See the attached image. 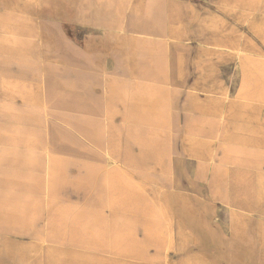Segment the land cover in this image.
Instances as JSON below:
<instances>
[{
    "label": "rangeland",
    "instance_id": "374dc122",
    "mask_svg": "<svg viewBox=\"0 0 264 264\" xmlns=\"http://www.w3.org/2000/svg\"><path fill=\"white\" fill-rule=\"evenodd\" d=\"M181 1L183 6L169 7L168 43L163 40L164 46L158 44L160 50L154 53L158 65L169 68L165 131L158 132L161 125L133 114L125 124L123 115L133 107L134 94L158 85L162 80L152 77L166 73H154L158 72L156 65L146 54L136 52L132 34L97 32L80 24L84 0H0V18L17 25L19 37L35 51L33 55L4 56L3 71L23 84L14 94L0 90V100L15 108L18 117L13 120L17 123L45 130L46 137L55 142L56 152L68 155V171H79L84 165L82 171H108L97 146L104 132V147L113 163L129 171L143 168L168 171L169 175L178 171L176 189L166 192L170 204L167 208L162 205V220L121 221L118 214L104 213L91 224L92 234L97 232L101 240L111 242L113 236L123 233L117 245L130 247L135 255L119 264H264V171L237 166L224 177L226 185L214 184L208 166L213 162L214 146L186 132V120L193 114L206 120L201 123L220 130L236 149L264 151V95L244 96L246 82H250L241 65L242 61L248 66L264 62V0ZM139 2L133 5L138 13L144 9ZM152 4L158 8L159 2L148 0L146 15ZM155 8L153 13L158 15ZM130 11L132 8H126V20L133 16L134 11L126 15ZM90 17L98 23L92 9ZM117 53L127 65L120 63L117 70L124 74L114 79L112 70L104 67ZM42 60L52 84L65 87V103L55 111L67 123L55 118L44 121L36 114L46 106L45 86L35 79L41 75ZM102 75L109 77V93L100 83ZM2 80L6 78L0 76V84ZM261 84L264 86V79ZM105 101L114 111L106 109ZM135 101L137 110L151 113L145 98L137 95ZM3 105L0 103V122L6 117ZM13 137L22 139L19 133ZM6 145L2 143V148ZM9 147L12 149H0V264L117 263L78 252L55 255L56 247L49 252L54 254L45 256L43 237H18L16 232H25L15 222L30 217V206L19 205L11 171L41 170L31 151L41 157L44 154L40 145L37 150H26L25 145ZM155 147H159L158 153ZM164 195L163 189L152 191L150 198L163 200Z\"/></svg>",
    "mask_w": 264,
    "mask_h": 264
},
{
    "label": "bare ground",
    "instance_id": "6f19581e",
    "mask_svg": "<svg viewBox=\"0 0 264 264\" xmlns=\"http://www.w3.org/2000/svg\"><path fill=\"white\" fill-rule=\"evenodd\" d=\"M105 1L108 0H98L97 3L96 1H94L90 10L92 9L95 14L97 10L99 11L102 7L105 6ZM116 3L118 14L112 17V21H109L110 24H112L109 27H111L113 31H120L124 33V35L132 34V37L136 44V52L146 54L149 59L148 61H150L151 64L156 65L155 67H157V71H159L160 73H166L164 75L165 79H161L162 82H159L158 85L154 84L153 86H149L150 88L147 87L143 92H138L134 94V97H131V103L133 107H131V110H129V108L125 110L123 115V122L127 124L132 117L131 115L133 114V117L137 116V119L139 120H152L154 121L155 125H161V129H158V132L165 131L163 128L167 127L168 123L166 122L169 117V114L166 115V113H169L167 109L170 108L168 100L165 97L166 92L168 93L169 90V68L164 63L158 66V62L155 59L154 53L160 50L157 49L158 44H161L160 46L162 47L164 46V42H162L163 40L166 41V45L168 43L167 27L169 14L167 6L159 2L158 8H155L153 3L152 5H150L151 8H149L148 11L149 15L145 14L147 10H145L144 14L134 12L133 16H130L129 19L126 20L124 15L126 8H132L131 0H117ZM159 7L161 8L160 10ZM152 8L156 9L158 15H152L154 11ZM96 27L101 28L100 25H97ZM16 29L17 25H15L12 21L0 18V76H2V78L4 79L6 78L5 81L2 80L0 84V90L5 91V95L9 92L12 94L19 92V89L21 88L23 83L19 81L17 77L9 76L6 74V72L3 71V66L5 65L4 56H8V54L11 53H16L19 55L35 54L34 48L31 47V45L28 46L22 41L21 37H19L17 33L18 30ZM164 32L166 33V35L163 34ZM163 50H166V48ZM241 65L242 68L249 74L247 81L250 82V84L246 82L244 96L249 97L255 94L258 95L257 93H263L264 95V86L261 84V80L264 79V62L253 66H248L244 61H242ZM112 67L113 64L109 60L107 62V65L105 66V69H112ZM47 69L48 68L47 65H45V61L42 60L41 75H38L39 78H37V76L35 79H39V81H41L45 86L46 106L44 110L37 111L36 114L42 117L44 121H49L51 118H55L64 123H67L68 120L63 115H58L59 113L56 114L55 111V109H59V106L65 103V87L54 86L50 80V70ZM101 77L103 81L100 83L105 91L109 93V77L103 75ZM22 95L24 96L25 101L29 103L28 94L24 92ZM137 95L145 98L148 101L149 105L151 106V113H142L135 108V100ZM55 98H57V101H55ZM0 103L4 104L2 110L6 112V117L4 119L5 121L0 122V149L2 148V143L7 144L4 148H2V150L5 151L12 149L9 147L11 145H25L26 150L28 149V147H30V149L36 148L34 150H37V147L40 145L41 151L44 154V156L42 155V157L45 158V160L42 161L43 165H40L41 155L39 156L38 152L36 151H31V153H34L36 155L32 156V158L38 163L36 164V167L41 169L43 168V166H45V171H67V160L64 159L63 155L54 152L50 147L47 146L45 130L36 128L35 125H30V127H28V125L25 126L22 121L21 123H17L15 120H13L14 118L18 117L15 108H12V105L9 104V101L4 100V102H2L1 99ZM105 106L106 109L114 111L113 106L111 107V105L106 101ZM205 121V119H199L196 115H190L186 120V132L190 137L205 140L212 146H214L213 162L212 164H208L210 168L209 171L213 174L212 183H220L226 185L224 177L226 176L228 171H231L234 167L237 166L245 165L255 167L260 171H264V151L242 152L236 149L228 140L224 139V134L220 130L215 129L212 124H208L207 122L206 124L201 123ZM154 124L150 126H153ZM134 126H137V124ZM27 128L31 129L28 130ZM153 129H155V127H153ZM103 131H105V129ZM16 133L21 134L22 139H15L13 136ZM106 135L107 134H105L104 132L101 141L97 142V146L101 150L99 157L106 164L108 171H129V169H126V167L122 164L113 163V157L110 156L109 152H107L106 148L104 147V137ZM116 138L119 139V137ZM138 142L140 144L148 143L143 140H138ZM219 150H221L222 153H218ZM159 151V147H155V152L158 153ZM165 151L167 152L168 150L165 148ZM142 153L146 152L142 150ZM84 166H79V171H82ZM140 171L148 170L142 168ZM163 203V200H161V205L155 208L109 207L107 209H101L100 213L97 212L92 217L90 213H86V215L88 217V221L96 220L100 218V215L105 213V210H108L110 212V215H113V217L114 213L119 214L116 212L122 213V215L120 216L121 218H119L121 219V221L126 219L123 214L144 216L146 220H162V218L164 217V209L162 207ZM120 234L123 233H118L117 236L119 237ZM91 235L93 240H89L91 241L88 243L89 247H98L105 249L106 247L111 246L108 240H98L97 236H99V234L97 232L93 234L91 233ZM126 237L129 236L126 235Z\"/></svg>",
    "mask_w": 264,
    "mask_h": 264
},
{
    "label": "crops",
    "instance_id": "0c3cea01",
    "mask_svg": "<svg viewBox=\"0 0 264 264\" xmlns=\"http://www.w3.org/2000/svg\"><path fill=\"white\" fill-rule=\"evenodd\" d=\"M94 1L97 3L98 0H84L78 22L97 32L124 34L120 31H113L109 27L112 25L109 21H112V17L118 14L117 0L105 1L104 7L99 11L96 9L95 18L99 21L95 24L90 17V8ZM135 1L131 0L132 11L126 13L127 16H130L131 12L134 11ZM139 1V5L144 8L139 14H144L148 0ZM154 1L166 5L168 10L172 4L178 8L183 6L181 0ZM153 15L155 14L153 13ZM97 25H100L101 28L96 27ZM109 60L113 64L111 73L116 75L114 79L119 78V75L124 74V72L117 69H120V63L127 65L125 59L117 53ZM160 63L162 62L160 61ZM156 68L154 69L156 70ZM154 73L160 72L154 71ZM110 78L113 77L110 76ZM147 78L151 77L148 76ZM152 78L165 79V76L155 75ZM46 144L56 152L55 142L48 136L46 137ZM57 153L63 155L67 163L69 162V157L64 151H57ZM41 159L45 160L44 157ZM3 172L5 171H2V174ZM11 172H13L16 182L15 196L18 195L19 205L30 206V217L27 219L20 218L15 222L19 230L25 232L22 234L16 232L18 237L35 240L43 237L47 245L44 247L43 254L45 256L54 254L53 250L52 253L49 252L53 249L52 247H56L57 253L55 255L64 257L68 253L72 255L78 252L84 255L105 256L110 261L117 262L114 264H119L118 261L122 262L123 259H127V261L132 259L131 257H134L135 252L128 246L119 247L118 240L120 237L118 236H113L110 242L111 246L105 249L89 247L88 243L91 242L89 240H93L91 224H95L98 220L88 221L86 213L95 215L97 212L100 213L101 209L109 207L155 208L161 205V200L154 198L152 201L150 198L152 191L159 192L162 189L165 194L164 205H162L167 208L170 203H168L166 192L176 189L178 181V171H172L171 175L168 174V171H68V168L67 171H45V166H43L41 170L37 171ZM105 213L110 214L108 210H105ZM116 213L122 215L120 212ZM123 215L128 220H146L144 216ZM2 235L5 236L6 233L2 232ZM97 239L101 238L97 236ZM125 239L129 244V238L126 237Z\"/></svg>",
    "mask_w": 264,
    "mask_h": 264
}]
</instances>
